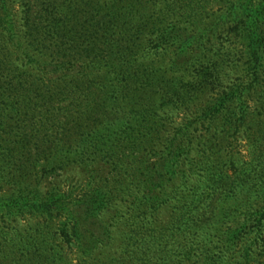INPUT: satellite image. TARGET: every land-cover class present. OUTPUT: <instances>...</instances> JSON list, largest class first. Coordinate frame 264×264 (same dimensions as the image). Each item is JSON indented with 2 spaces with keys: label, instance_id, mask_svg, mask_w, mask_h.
Returning <instances> with one entry per match:
<instances>
[{
  "label": "trees",
  "instance_id": "16d2710c",
  "mask_svg": "<svg viewBox=\"0 0 264 264\" xmlns=\"http://www.w3.org/2000/svg\"><path fill=\"white\" fill-rule=\"evenodd\" d=\"M142 1L26 0L23 3L20 53L17 55L21 66H27L25 72L15 66L17 59L12 58L15 49L9 46L8 32L3 27L4 19L0 13V27L3 29L0 39V79H18L15 94L8 95V100L17 105V120L24 124L2 134L21 140L19 144L23 147H13L9 154L20 162H24L29 155L35 158L40 155L50 157L59 148L67 154L64 159L69 164L75 162L88 166L97 159L111 155L115 147L103 145L99 149L96 142L88 144V148L80 147L79 143L85 136L93 134L105 122L134 116L139 120L138 129L133 131L134 134L124 131L122 142L130 146L133 157L135 154L138 156L139 151H146L145 156L152 153L158 162L153 159L145 165L141 159L134 162L140 164L136 167H132V163L122 165V174H119L121 176L116 182L131 175V181H135V184L131 190H119L117 198L131 200L133 207L141 211L139 217L142 218L137 217L135 220L140 222L146 221V215L153 214L164 204L174 203L176 210L172 228L177 234H182V231L190 228H205L211 222L207 214L214 200L231 197L235 191L232 189L226 193L224 190L236 188L223 175L219 151L207 146L212 139L202 138L199 147L193 148L192 140L189 141L188 137L200 129L207 132L222 127L228 128V131L238 130L240 117L244 113L232 107L240 105L253 84L241 89L222 85L219 66L206 54L212 52L214 55L219 50L222 53L224 47L207 48V43H211L216 34L208 31L207 25L195 23L203 14L199 13L202 11L199 4L204 0H163L164 10L160 12V17L157 16L160 19L158 24L146 33L153 38L146 46L152 59L145 63L137 44L146 36V16L143 14L145 3ZM5 5L3 1L0 2V12ZM249 5L236 0L233 11L236 13L240 10L241 16L238 17L242 23L239 24L240 28L232 27V30L240 40L243 48V52H240L246 59L244 76L254 83L261 69L258 60L264 37L259 31L262 14L258 9L249 8ZM170 21L175 22L176 26H187L190 30H181L182 42L172 50L175 51V64L171 67L177 69L162 73L158 71L159 61L170 53L171 48L162 44L160 38L167 34L168 28H172ZM129 32L132 33L129 35ZM221 36L219 34L215 39L220 37L223 40L231 34L227 32L224 38ZM195 52L199 53L198 57L193 56ZM52 67H62L65 73L55 80L47 81L45 86L44 69ZM145 87L152 88L160 97L158 105L137 95L146 90ZM215 88H221V91L215 99L210 100L208 109L199 115L194 112L193 119L187 115L185 125L174 126V123H170V131H160L165 121L162 116L167 112L164 108H195L196 102ZM161 108L164 109L161 111L163 115L157 113ZM194 125L199 128H193ZM32 138L47 139L50 143L31 147L29 141ZM211 138H214L213 135ZM54 140L62 142L61 145L53 144ZM156 145L161 147L159 151H155ZM258 158L264 159V156ZM259 164L264 165V162ZM206 179L209 190L198 195L201 180ZM190 180L194 181L192 185ZM106 188L105 185L96 193ZM16 198L19 197L11 196L10 200ZM10 200L7 207L12 205ZM47 204L35 208H40L48 217L51 211L64 209L63 205ZM104 207H97L99 213L100 210L103 212ZM73 210L70 217L76 225L72 227V235H65L64 229H61L59 238L62 244L69 245L73 241L88 238V245L85 246L88 254L103 249L110 238L108 225H101L105 229V239L107 237V241L103 242L89 228L100 224L98 216H93L94 223L83 218L81 212L84 210L80 205ZM11 212L6 210L9 219ZM243 218L238 226L219 232L222 249L235 252L239 264H264V204L251 215L244 214ZM76 228H86V231L79 233L74 231ZM134 243L135 251L141 250V242ZM36 245L38 243L29 249L24 247V250L34 251ZM36 248L43 249L41 244ZM189 251H184L177 264L191 260L186 257ZM126 253H130L128 244L123 251V254ZM209 260V257L204 258L202 263L212 264Z\"/></svg>",
  "mask_w": 264,
  "mask_h": 264
},
{
  "label": "rangeland",
  "instance_id": "374dc122",
  "mask_svg": "<svg viewBox=\"0 0 264 264\" xmlns=\"http://www.w3.org/2000/svg\"><path fill=\"white\" fill-rule=\"evenodd\" d=\"M1 1L6 3L0 13L4 19L3 27L8 32L7 41L10 48L15 49L12 58L17 59L14 62L15 66L25 72L27 66L24 64L21 66L17 55L20 53L23 3L26 0ZM204 1L199 4L202 10L199 13H203L201 19L195 20V23L207 25L208 31L215 32V37L222 34L221 37L224 38L227 32L231 34L223 40L220 37L216 39L213 37L211 43L206 45L207 48L213 49L224 47L222 53L220 50L214 55L212 52H206L208 59L219 66L222 85L241 89L253 84V88L248 90V94L241 100L240 105L232 107L244 113L240 117L241 125L238 130L229 129L228 131V128L222 127L207 132L200 129L192 132L188 139L192 140L193 148L199 147L202 138L212 139L207 144L208 148L213 147L214 150L219 151L222 156L220 168L224 171L223 175L226 180L236 185V188H228L224 191L228 193L233 189L234 194L225 199L214 200L213 209L211 208L207 214V217H211V222L205 225V228H190L182 231V234H177L172 228L176 210L172 202L164 204L153 214L146 215V221H135L141 211L136 210L134 208L136 206L133 207L128 198H117L119 190H131L132 185L135 184V181H131V175L129 178L116 182L121 176L119 174H122L120 167L126 163H132V167H136L140 164L137 165L134 162L137 163L141 159L145 161V165L150 164L153 159L154 162H158L157 157L155 158L152 153L145 156L147 152L144 150L133 157L130 146L122 142L124 131L134 134L133 131L138 129L139 120L128 115L125 119L105 122L93 134L85 136L83 142L79 143L80 147L86 148L88 144L94 142L99 149L111 145L115 147L111 155L104 159H97L88 166L75 162L69 164L64 159L67 154L59 148L54 150L50 157L40 155L35 158L29 155L24 162H20L9 154L13 151V147L18 149L23 147L19 144L21 140L2 134L4 131L24 125L17 120V105L8 100V95L15 94L18 79L11 77L7 78L8 81L0 79V264H177L186 250H190L186 257L191 260L184 264H203L202 261L207 257L211 259L209 261H212V264H239L235 252H225L222 249L219 232L238 226L242 223L244 214L251 215V212L264 204V165L259 164L263 163L264 159L258 158L264 156V42L259 53L258 64L261 69L258 80L251 83V80L244 76L247 64L240 52H243V48L232 30V27L240 28L239 24L242 23L238 17L241 16L240 10L238 9L236 13L233 11L236 0ZM240 1L246 6L250 4L249 8L258 9L261 12L259 31L264 37V0ZM142 2L145 3L143 14L146 16L144 31L146 35L148 30L158 24L160 12L164 10L162 3L164 1L143 0ZM150 15L153 17L150 18ZM171 23L172 28H168L167 34L160 38L162 44L171 48L170 53L162 56L164 59L159 61L158 69L160 70L158 71L162 73L177 69L171 67L175 64V51L172 50L182 42L181 30H190L187 26H176L175 22ZM2 30L0 27V39H2ZM131 33L129 32V35ZM146 36L137 44L141 48L140 55L143 61L149 63L152 58L146 46L153 37ZM195 55L198 57L199 53L195 52L193 56ZM61 73H65L62 67L45 68L43 84L47 86V81L55 80ZM145 89L137 95L142 99L154 101L153 105H158L160 97L152 88L145 87ZM220 91L221 88L219 90L215 88L214 91L199 97L200 100L196 102L195 108L177 110L164 108L167 111L164 116L161 112L164 109L157 110V113L162 114L165 120L162 122L164 128L160 131H170V123L171 125L174 123V126L185 125L188 121L187 115L193 119L194 112L199 115L208 109L210 100L215 99ZM136 109L140 108L134 110ZM193 128L199 127L194 125ZM212 135L214 138H211ZM29 143L31 147H34L41 143L49 145L50 141L32 138ZM52 143L61 145L62 142L54 140ZM157 145L155 151L161 149ZM206 181L207 179L201 180L198 195L205 194L209 190L207 188L209 182ZM193 182L190 180L191 185ZM105 185L107 188L104 191L96 193ZM99 193L102 194L98 195ZM11 196L19 198L10 200ZM9 200L12 205L7 207ZM45 203H48V206L51 203L55 206L63 205L64 209H55L48 214V217L40 208H35ZM79 205L84 210L81 213L87 221L95 223L93 216H98L97 220L100 224L96 223L89 228L97 238L103 239V242L107 241V237L105 239V229H102L101 225H108L110 237L108 244L92 254L85 251L88 238L73 241L69 245H63L59 238L61 229H64L65 235H72V227L76 223L71 220V211ZM102 206H105L103 212L100 210L99 213L97 207ZM6 210L12 211L10 219L7 217ZM133 216L134 219H132ZM74 231L81 233L86 231V228ZM137 241L142 244L139 251H135L134 242ZM35 243L41 244L43 249L37 250L38 245H36L34 251L24 250V247L29 249ZM127 244L130 246V253L123 254ZM207 263L211 264V262Z\"/></svg>",
  "mask_w": 264,
  "mask_h": 264
}]
</instances>
